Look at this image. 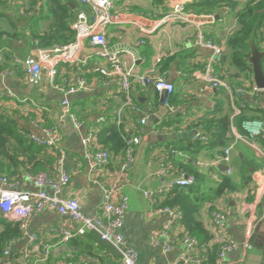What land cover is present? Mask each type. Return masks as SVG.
Instances as JSON below:
<instances>
[{
  "label": "crops",
  "instance_id": "crops-1",
  "mask_svg": "<svg viewBox=\"0 0 264 264\" xmlns=\"http://www.w3.org/2000/svg\"><path fill=\"white\" fill-rule=\"evenodd\" d=\"M197 1L200 0H116L114 11L119 14L121 22L111 25L108 29L107 38L111 47L133 52L134 56L125 52L124 59L129 65H133L135 73L153 71L175 84L174 92L169 95L171 104L176 108L174 112H171L169 105H162L163 91L144 89L137 81L132 92L131 105L127 96L122 94L116 79L107 85L99 73L92 72V66L101 62L94 58L87 66L81 68L91 88L79 90L69 97L70 104L81 121L79 127L71 118L66 117V108L62 105L65 96L51 85L45 69L38 84L24 81L21 71L17 68L15 75L0 77V93L6 95L5 92L10 91L13 94L11 97L6 95L7 98L1 101V105L5 112L18 121L20 127L41 136L46 122L44 117L49 116L54 127L60 131L66 151L65 168L71 176L70 184L64 189V195L77 197L82 211L89 217L99 214L107 188L113 189L115 199L122 194L128 195L129 208L121 231L137 251L139 264H179L181 256L189 252L182 243L186 233L181 219L166 212L153 213L151 202L145 196L147 190L161 188L164 181L168 182L180 173L172 165L169 175L160 177L155 174L162 167V162L166 163L170 148V144H167L169 141L160 142L158 136L186 132L191 136L177 140L178 143L186 147L189 143H195L197 139L193 138L194 134L202 132L196 124L213 109L215 98L221 94L220 88L202 91L203 83L195 78L196 72L202 70L198 67L205 66L213 55L210 47L198 42V36L201 33L206 40L220 42L226 50L229 34L239 27L236 12L245 8L251 0H231L236 3L235 7L214 13L213 21L207 14L191 11L189 12L195 23L168 19L177 3L189 4ZM25 3L21 0H11L5 3L1 11L10 17L16 16L27 25ZM74 5L73 9H76L78 5ZM14 8L18 9L14 11ZM0 18L5 19L1 16ZM3 22H0V31L7 28ZM38 48L36 41L30 39V36L8 38L4 35L0 41V63L8 62L6 54L13 53L26 58L34 55ZM92 51L93 47L84 43L79 55L85 58ZM180 55L186 57L183 62ZM170 58L173 59L169 61ZM11 66L15 69L13 64ZM219 70L220 76H225L224 80L237 79L233 76L235 70L229 62L221 64ZM78 72L77 67L62 66L58 82L76 77ZM254 84L247 82L246 87ZM225 92L228 94L226 90ZM165 97L166 101L168 93ZM239 98L236 99L237 103L230 98V106L237 115L240 114L241 108L245 107L264 109V91L253 92L248 88ZM226 101V107L229 108L228 100ZM134 105L139 110H133ZM165 107L166 111L163 110ZM174 115L179 117L176 118L177 121H181L172 126H163L162 131L158 126ZM150 116L158 119L152 126L140 122L143 117L148 120ZM256 121L245 120L240 127H233V133L241 136V139H237L241 141V147H232L231 159L227 163L206 166L207 162L223 154L222 148L192 147L193 153L187 149L190 154H175L193 163L205 178L207 188L222 174H231L239 183L243 182L239 191L228 192L218 200L215 210L210 208L213 204L206 203L198 211V220L209 230L212 240L205 243L199 240L200 244L194 253L206 259L211 254L209 246L218 244L220 238L212 216L217 210L226 214V227L222 234L240 244L227 255V262L241 261L246 264L254 247L250 240L264 219V140L258 135H253L256 134L254 131H257ZM111 124L120 126L128 134V138L142 135V141L135 148L134 164L126 173L120 172L125 150L117 155L111 153V161L107 166L94 168V160L86 154L82 143L89 130H95L97 134ZM99 148L94 141L93 149ZM246 157L255 163L257 168H249L247 179L242 180L240 175L244 170ZM221 164L229 165V169L220 168ZM14 169L8 168L6 173L10 175L15 189H36L34 182L28 179L27 171L17 168L14 172ZM162 202L164 201L161 200L160 204ZM8 222L20 227L19 222L5 219L0 212V234L6 229ZM165 224L169 226L167 234L152 238V234ZM66 228H74V223L54 208L48 206L43 211L35 212L29 219L27 228L24 230L20 227L21 236L5 242L0 250V264H21L27 260L29 264H67L72 260L79 264H123L120 250L111 243L101 242L99 236L90 233L91 231L62 242L60 231ZM168 236L175 238L171 249H166ZM248 242L251 247L246 248L244 244ZM46 246L50 247L49 254L45 253ZM6 250L9 251L8 254L5 253ZM250 262L260 264L256 260Z\"/></svg>",
  "mask_w": 264,
  "mask_h": 264
},
{
  "label": "built area",
  "instance_id": "built-area-1",
  "mask_svg": "<svg viewBox=\"0 0 264 264\" xmlns=\"http://www.w3.org/2000/svg\"><path fill=\"white\" fill-rule=\"evenodd\" d=\"M116 0H78L75 16L71 22V28L75 33V40L66 45H54L50 47H41L37 52L26 58H22L17 54H10L11 63L15 66L0 71V77L15 75L19 69L22 74V79L31 84H38L42 77V71L45 69L48 73L51 85L59 89L64 94L62 105L66 109H70L69 97L79 90H87L91 88L88 79L83 75L82 67L87 66L92 58L98 59L101 62L92 66V72L99 73L104 84L109 85L114 79L119 82L122 94L126 95L129 103L132 105V92L135 86V81L147 90L153 89L157 91L166 90L168 97L165 101L166 105L170 106L171 112L176 108L171 104L169 95L175 90V84L163 75L156 74L153 71L135 73L133 65H129L124 59V53L130 50L111 47L107 34L111 25L121 22L119 14L115 13L114 7ZM189 2V1H188ZM188 2H179L174 6L172 14L168 17L169 20H180L185 22H193L192 14L186 9ZM210 20H214L213 14H207ZM198 42L213 50V55L204 66V68L196 72L195 78L203 83L202 91L216 90L223 88L230 95L232 100L238 99L246 93L248 89L240 86H233L227 81L221 79L215 73V65L222 58L224 53V44L215 43L211 40H206L203 34H199ZM37 43V42H36ZM88 43L93 47L91 54L85 58L79 55L83 44ZM134 56V55H133ZM71 66L78 68L79 72L76 77L71 79L66 78L62 82H58V75L62 66ZM253 92H260V89L255 84L248 87ZM7 96H13L12 92H5ZM25 102V100L23 101ZM34 103V102H32ZM133 110H139L135 105ZM69 116L72 121L79 127L80 119L72 114L69 110ZM146 117L141 119V123L145 124ZM38 125L37 122H33ZM257 131L253 135H258L264 140V120H257ZM164 129V127H163ZM159 130V128H158ZM159 132V131H158ZM43 135H38L29 132L28 137L37 144L51 147L58 150V157L52 165V171H39L37 173H28V179L34 182L36 189L33 191H25L15 189L11 180L6 176H0V212L2 216L13 222H19L22 229H26L29 219L35 212L43 211L46 207L54 208L60 215L67 216L74 223V228L63 229L61 233V241L65 242L76 236H83L89 231H96L103 240L113 244L122 254L123 264H139L138 253L133 248L121 229L124 225L126 213L129 208V197L122 194L119 198H114V191L111 188L105 190V198L100 212L95 217L87 216L81 208L79 199L64 195V189L70 184L71 176L65 168L66 151L62 144V135L56 127H43ZM96 131L89 130L84 136L82 143L86 148V154L93 160L94 168H103L111 161V153L107 149H93L96 139ZM236 139H241V136L234 134ZM194 139L205 141L208 135L203 132H196ZM142 141V135L132 136L126 139L127 147L125 151V159L120 166V172H128L135 161V148ZM233 145L223 147V154L211 161L207 162L206 166L211 167L220 162L227 163L231 159V150ZM180 154H183L179 151ZM162 167L155 172L157 176L163 177L170 174L171 164L162 162ZM195 177L192 174L180 172L178 176L170 181H164L163 186L155 190H147L145 196L150 200L152 212H166L178 219H182V211L177 206H161L160 201L165 197L166 193L176 186H191L195 183ZM264 192V190H262ZM214 226L220 233L218 240L219 253L216 264H244L238 261L234 263L227 262V255L237 249L240 244L232 238L222 234L226 227V214L222 210H217L213 214ZM169 226L165 224L159 231L152 234V238L164 236L167 234ZM175 242L174 237H167L166 249H171ZM182 243L189 250L181 256L179 264H210L206 258L194 253L199 246V240L196 237L185 235L182 238ZM244 246L251 247V244L245 243ZM9 253L8 250L5 251ZM45 253H50V247H45ZM21 264H29L25 261ZM67 264H79L75 261H68Z\"/></svg>",
  "mask_w": 264,
  "mask_h": 264
},
{
  "label": "trees",
  "instance_id": "trees-1",
  "mask_svg": "<svg viewBox=\"0 0 264 264\" xmlns=\"http://www.w3.org/2000/svg\"><path fill=\"white\" fill-rule=\"evenodd\" d=\"M10 1L0 0V16L5 18H0V22L4 21L3 23L7 27L0 31V41L3 40L4 35L8 38L27 35V37L30 36V39L37 42L36 44L39 48H46L54 45H66L75 40L71 22L76 13V9H73L72 5H78L77 0H42L41 3L39 0H34V6L29 9L32 12L25 19L27 25H24L21 19L16 16L10 17L7 13L1 11L5 3ZM156 1L161 2V0ZM235 5L236 3L231 0H200L187 4L186 9L198 14H214L224 8H234ZM45 9H47L46 12ZM236 19L239 27L233 30L226 40V50H224L222 58L215 67L216 75L221 79L225 78V76H220L219 66L229 62L235 70L233 76L237 79L226 81L231 85L234 84L233 86L248 89L246 87L247 82L254 84L252 64L249 61L251 44L253 43L259 50L264 51V0H251L245 8L236 12ZM45 22L48 25L42 29V25ZM213 42L221 44L220 42ZM180 56L182 57L181 62H183L186 57ZM5 58L9 60L8 62L0 63V71L12 67L10 54H6ZM172 59L170 58L169 61ZM198 68L203 69L204 66L201 65ZM219 91L221 94L215 98L213 109L196 124L200 126L203 134L208 135L207 140H196L193 145L191 143L187 144V147L179 144L177 140L167 142V144H170V148L166 163L169 162L168 164L173 165L177 172L194 175L196 180L191 186L174 187L166 193L162 199L164 202L160 204L162 206H177L182 211L181 221L185 233L198 238L203 243L210 242L212 235L205 225L198 220L197 216L200 207L209 203L213 204L210 207L211 210H215L216 202L228 192L239 191L243 182L239 183L238 179L231 174H222L217 181L210 185V188H207L205 178L193 163L175 154H178L179 151L185 154L193 153L192 147L199 149L203 147L223 149V147L229 145L241 147V141L235 138L233 127L235 125L240 127L245 120H264V109L245 107L241 108L240 114H235L230 106L229 94H226L223 88H220ZM5 98L7 96L0 93V176H6L10 179V175L6 173V171H9L8 168H15L14 172L17 168H22L28 173L52 171V165L58 157V150L32 141L27 135L30 131L20 127L18 121L4 111L1 101L5 100ZM226 99L228 100L229 108L226 107ZM238 100H235L236 103ZM70 106V112L77 116L75 108L72 105ZM176 118L179 119L177 115L170 116L168 121L158 127L163 131V126H172L181 121H177ZM44 119L46 121L45 127L54 126L49 116L44 117ZM127 138L128 134L120 126L111 124L97 133L95 141L100 147L99 149H107L110 153L117 155L122 153L120 152L122 150L126 151ZM244 161L245 167L240 175L242 180L247 179L249 168H257L255 163L249 161L247 157L244 158ZM90 233L97 234L101 242L110 244V242L103 240L98 232L91 231ZM21 234L22 231L18 224L8 222L6 229L0 234V250L3 249L7 240L13 237L17 238ZM209 248L211 254L207 260L210 264H216L219 253L218 244L215 243Z\"/></svg>",
  "mask_w": 264,
  "mask_h": 264
},
{
  "label": "water",
  "instance_id": "water-1",
  "mask_svg": "<svg viewBox=\"0 0 264 264\" xmlns=\"http://www.w3.org/2000/svg\"><path fill=\"white\" fill-rule=\"evenodd\" d=\"M72 7L75 8V5L73 4ZM263 59H264V51L259 50L252 43L251 44V56L249 58V61L252 64L254 83L260 89H264ZM163 92H164V97L161 99V103L163 106H165V98H166L165 96H166L167 91L163 90ZM166 109H167L166 107L165 109L163 108V110L165 111ZM65 115L68 119H70L68 109H66ZM157 121L158 119H156L154 116H150L146 124L148 126H152ZM186 136H191V134L186 133V132H178V133H173V134H161L158 136V140L160 142H166V141L179 140L181 138H185ZM220 168H224V170H228L229 165L221 164ZM250 242L254 244V247L250 251L249 260L246 262V264H252L250 260L251 261L256 260L260 262V264L262 263L264 264V219H263V222L256 229V234L253 235Z\"/></svg>",
  "mask_w": 264,
  "mask_h": 264
},
{
  "label": "rangeland",
  "instance_id": "rangeland-1",
  "mask_svg": "<svg viewBox=\"0 0 264 264\" xmlns=\"http://www.w3.org/2000/svg\"><path fill=\"white\" fill-rule=\"evenodd\" d=\"M17 1V0H16ZM22 2H27L25 3L26 4V7L24 9H26V14L27 16H29L31 14L32 11H29L30 8H32L35 4V1L34 0H21ZM43 1H46V0H43ZM39 2L41 3L42 0H39ZM18 8H14V11L17 10ZM35 9V8H34ZM47 9H45V12H46ZM15 18V17H14ZM26 19V18H25ZM41 25V24H40ZM48 24H46V22L42 25V29L45 28ZM226 81V80H225Z\"/></svg>",
  "mask_w": 264,
  "mask_h": 264
}]
</instances>
